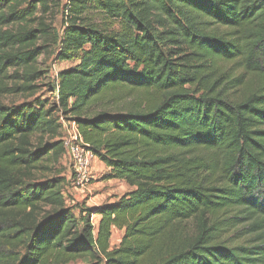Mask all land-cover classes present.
<instances>
[{"label":"trees","instance_id":"1","mask_svg":"<svg viewBox=\"0 0 264 264\" xmlns=\"http://www.w3.org/2000/svg\"><path fill=\"white\" fill-rule=\"evenodd\" d=\"M60 114L129 189L68 203ZM0 264H264V0H0Z\"/></svg>","mask_w":264,"mask_h":264},{"label":"rangeland","instance_id":"2","mask_svg":"<svg viewBox=\"0 0 264 264\" xmlns=\"http://www.w3.org/2000/svg\"><path fill=\"white\" fill-rule=\"evenodd\" d=\"M64 3L67 0H60ZM89 17L95 19L96 24L103 26L104 22L98 20L99 17H96L92 14ZM62 17L59 14L52 13L51 14V23L55 27L56 30L61 31L62 29ZM116 28V26H114ZM40 44V43H37ZM50 52H46L44 55H41L38 58V62L40 64V68L47 70L46 75L39 79L38 84H40V88L36 93V96H43L44 99H48L49 101H53L52 94L48 91L49 84L55 82L56 74L61 68H65L71 64L69 61H59L55 58V53L52 51L53 48L50 49ZM6 102H14L18 103L24 100L23 96L15 95V96H6L4 97ZM60 166L63 168V174L66 176L68 180L71 177V166L67 159L61 158ZM92 178L89 181V184L86 188H80L73 185H67L65 189V196L67 197L68 203H78L85 207H94L102 202L113 199L115 196H119L123 194L129 187L117 180H112L111 183H107L102 180L103 174L106 172V168L104 165L99 162L96 158L93 162L92 166ZM71 200H73L71 202ZM93 222L96 224L97 217L92 216ZM121 237V232L114 229L111 237V245H115L119 242Z\"/></svg>","mask_w":264,"mask_h":264},{"label":"built area","instance_id":"3","mask_svg":"<svg viewBox=\"0 0 264 264\" xmlns=\"http://www.w3.org/2000/svg\"><path fill=\"white\" fill-rule=\"evenodd\" d=\"M62 126V141L71 166V179L73 186L86 188L92 178V166L96 159L95 155L88 149L83 141L74 121H67L59 115Z\"/></svg>","mask_w":264,"mask_h":264},{"label":"crops","instance_id":"4","mask_svg":"<svg viewBox=\"0 0 264 264\" xmlns=\"http://www.w3.org/2000/svg\"><path fill=\"white\" fill-rule=\"evenodd\" d=\"M99 162H101V161H99ZM101 164L102 165H104L102 162H101ZM105 182H107V183H111L112 182V180H104ZM121 182V181H120ZM123 183V182H122ZM112 199H110V201H111ZM94 216H96L97 217V219L99 218V216L98 215H94Z\"/></svg>","mask_w":264,"mask_h":264}]
</instances>
